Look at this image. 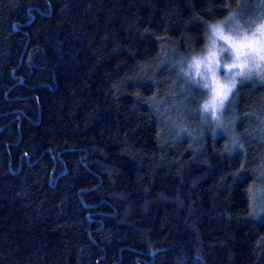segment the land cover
Here are the masks:
<instances>
[{
  "label": "trees",
  "instance_id": "16d2710c",
  "mask_svg": "<svg viewBox=\"0 0 264 264\" xmlns=\"http://www.w3.org/2000/svg\"><path fill=\"white\" fill-rule=\"evenodd\" d=\"M246 4L0 0V264H264V83L229 95L232 141L203 91L170 116L193 143L162 112L211 25L262 19Z\"/></svg>",
  "mask_w": 264,
  "mask_h": 264
},
{
  "label": "rangeland",
  "instance_id": "374dc122",
  "mask_svg": "<svg viewBox=\"0 0 264 264\" xmlns=\"http://www.w3.org/2000/svg\"><path fill=\"white\" fill-rule=\"evenodd\" d=\"M264 0H247V4L244 6L243 9V14L244 12H248V14L244 15L245 17H250V21L255 20V18H257L258 16H260L261 14V10L263 9V4ZM243 17V19L245 18ZM242 18V17H241ZM240 17L237 16H232L227 18V20H224L220 23L211 25V27L209 28V34H208V38L206 41V46L201 50V52H199L196 55L190 56V57H186L185 59H179L178 62H175L174 66L176 67V69L178 70V73H176L174 70L170 71V73L172 74V78L173 80V85L172 86H179V88L181 87V91L182 94H180V98H175L176 95L173 94L172 98H171V103L166 107V105H162L163 106V116H166L168 119H170V131L169 133L171 134H175V132L178 134V136H182L184 135V137H186L187 141H190L191 143H193L195 141V133H191L189 130H187V125L188 122L186 120H182V118L179 120V124L178 126H175V122L177 120H172L170 118V116H174V118L183 115L181 114V110H182V106L183 104H185V100L187 99H191V91L189 89L193 88V91L196 92V96L198 95L199 91H203L205 93V98L207 97L208 94V90L207 89H203L202 88V84L203 81L199 78L196 77L194 72L190 70V65L192 64L194 58L196 59H201L203 57H205L208 53V49L211 46V39L212 37V28L214 26H221L224 31L227 34H236L238 33H244V32H248L250 33L252 30H254L258 25L264 23V15L262 16V19H260L259 22L256 23L255 26L251 27V28H244L243 27V23H240L239 21ZM231 30V31H230ZM218 46H223V47H227L226 45H223V42L218 41ZM231 60V53L230 51L227 53H223L221 54V62L222 63H228ZM187 70L188 75H184L185 71ZM174 71V72H173ZM259 71L261 73V75H264V66L261 67V69L258 70H254V74L252 75V77L250 79H246V80H242V78L237 77V81L241 80V81H255L257 83H264V79H261V75H256L255 72ZM218 75L220 76L222 82L225 80V76H224V72L221 71L218 73ZM195 81V83H194ZM182 85L185 86V88H182ZM189 87V89L187 88ZM200 93V92H199ZM231 94V93H230ZM204 98V99H205ZM203 99V98H202ZM192 100V99H191ZM203 101V100H202ZM227 101H225L226 104ZM201 112H200V117L202 120H207L210 121V132H212L213 135L215 134H221L224 135L225 137H228V139L230 141H232V138L230 137V134L227 131V129L230 127V124L232 125V120L229 116H226L224 113V109H221L218 111V117L219 120L218 121H213L208 113H205L202 111V109L200 108ZM192 115H193V111H191ZM181 117V116H180ZM258 179L261 181L262 185L261 187L255 186L253 192H252V208L254 209L255 213L257 216H259L262 220H264V172L260 173L258 175Z\"/></svg>",
  "mask_w": 264,
  "mask_h": 264
},
{
  "label": "snow or ice",
  "instance_id": "6c2138e0",
  "mask_svg": "<svg viewBox=\"0 0 264 264\" xmlns=\"http://www.w3.org/2000/svg\"><path fill=\"white\" fill-rule=\"evenodd\" d=\"M231 31V30H230ZM212 44L208 53L201 59L194 58L189 66L196 77L202 81V88H209L211 81L212 112L214 117L217 111L225 106V101L229 100L230 93L233 92L237 84V77L242 80L250 79L254 70L261 69L264 66V23L258 25L250 33L227 34L224 29L217 25L212 29ZM218 41L223 42L227 47L218 46ZM231 53V60L228 63L221 62V54ZM223 71L225 80L222 82L219 72ZM256 75H261L259 71ZM188 75V73H184ZM264 79V75H261ZM195 83V81H194ZM209 106H203V112L207 113Z\"/></svg>",
  "mask_w": 264,
  "mask_h": 264
},
{
  "label": "clouds",
  "instance_id": "9594fccd",
  "mask_svg": "<svg viewBox=\"0 0 264 264\" xmlns=\"http://www.w3.org/2000/svg\"><path fill=\"white\" fill-rule=\"evenodd\" d=\"M215 27V26H214ZM213 29V28H212ZM213 39V38H212ZM212 39H211V44H212ZM185 73L187 72V70H184ZM209 83V88L207 89L208 90V94H207V97L202 101L201 103V109L203 111V106L204 105H208L209 106V110H208V114L210 116V118L213 120V121H218L216 119V117H214L213 115V112H212V96H213V93H212V90H211V81L208 82ZM216 116H218V111L216 113Z\"/></svg>",
  "mask_w": 264,
  "mask_h": 264
}]
</instances>
